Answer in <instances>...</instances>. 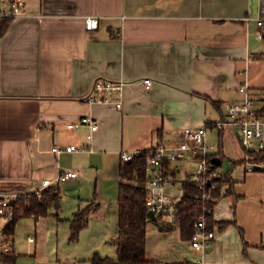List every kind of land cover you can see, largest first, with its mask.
<instances>
[{"label": "crops", "instance_id": "0c3cea01", "mask_svg": "<svg viewBox=\"0 0 264 264\" xmlns=\"http://www.w3.org/2000/svg\"><path fill=\"white\" fill-rule=\"evenodd\" d=\"M25 9L0 36V190L41 196L52 189L60 198L58 205L49 198L46 214L16 222L11 264L114 258L121 152L174 145L183 128L225 119V104L242 98L243 84L262 110L264 0H25ZM88 16L99 18L96 29H86ZM97 78L125 81L120 106L85 100ZM85 114L97 121L91 139L86 125L67 128ZM223 132L225 155L241 160L234 131L226 126ZM68 144L79 150L52 151ZM171 166L178 182L166 188L179 199L193 166ZM61 170L77 176L56 191L43 185ZM231 175L243 184L234 182L233 192L218 199L213 219L229 223L215 225L208 250L194 249L178 225L161 230L151 220L147 258L264 264V172L232 169ZM87 206L86 225L71 241L70 220Z\"/></svg>", "mask_w": 264, "mask_h": 264}, {"label": "built area", "instance_id": "2783aa9c", "mask_svg": "<svg viewBox=\"0 0 264 264\" xmlns=\"http://www.w3.org/2000/svg\"><path fill=\"white\" fill-rule=\"evenodd\" d=\"M26 13L25 0H2L0 18L6 16L15 18L24 16ZM259 23L262 22L259 21ZM98 24L99 18L97 17L88 16L85 19L87 30L96 29ZM144 83L149 86L151 79L145 78ZM124 85V80L97 78L85 96V100L89 103L105 102L120 106ZM238 91L243 95L242 98L225 104L226 117L223 120L216 121L214 129L231 127L243 153L244 150H264V113L261 109L255 108V99L249 93L246 84L241 85ZM83 125L89 127L90 132L87 137L91 139L92 132L97 129V121L89 114L82 115L76 122L67 123V128L77 129ZM208 129L211 130L208 123L195 128L185 127L180 131V136L174 145L169 146L159 142L148 148L145 160L150 176L147 182L146 204L148 210L152 211L156 218L161 217L167 222L176 224L178 213L176 203L178 199H175L166 188V185H173L178 182L171 165L186 161L188 165L193 166L188 175L189 178L199 181L202 172L206 169V156L216 152L215 145L208 138ZM77 150L79 148L76 144H68L63 147L55 145L52 148V151L56 154ZM143 150L122 151L121 159L123 162L129 161L142 155ZM248 157V155H245L246 171L249 172L253 171L257 164L250 161ZM167 164L168 169L166 168ZM213 174H216V172H213ZM76 176V170H61L54 180L44 179L43 185L52 186L56 191L60 183ZM203 184L204 182L200 186ZM32 193L40 194L39 191L18 193L0 190V223H2L0 227V264H10L3 258L9 254H15L12 239L7 238L4 234V226L15 218L19 197ZM202 196L205 197L206 194L203 193ZM213 238L214 230L208 228L205 216H200L195 223L194 233L189 239L191 246L196 250L205 251L210 246Z\"/></svg>", "mask_w": 264, "mask_h": 264}, {"label": "trees", "instance_id": "16d2710c", "mask_svg": "<svg viewBox=\"0 0 264 264\" xmlns=\"http://www.w3.org/2000/svg\"><path fill=\"white\" fill-rule=\"evenodd\" d=\"M12 17L6 16L0 18V36L7 29ZM264 100V98H263ZM220 108L218 102H213ZM264 113V106L262 108ZM226 116V114H225ZM224 115L222 116V120ZM215 121L208 124L211 130L214 129ZM223 128L217 129L218 141L216 152L206 156V169L202 172L199 181H194L185 177L181 180L182 195L177 200L178 213L176 215V224L167 222L161 217L155 218L159 229L169 230L175 225L179 226L180 235L183 239H191L195 223L200 216H205L209 229H214L215 225L224 227L229 221H218L213 219V209L218 199L226 194L233 192L232 167L223 169V161H231L232 166L244 164L241 160L228 158L224 152ZM148 149H144L142 155L129 161L123 162L119 169L120 183L118 188V233L112 240L116 245V257L101 256L95 254L91 258V264H159L158 261L149 259L146 256L145 241L147 223L151 221L147 215L148 206L147 182L150 171L145 160V154ZM252 162L257 165L262 164L258 170L264 172V150H244ZM218 156L222 163L216 166L212 163V157ZM168 169V164L166 166ZM216 172V174H213ZM204 182L202 186L201 183ZM224 185H227L226 188ZM206 196L203 197L202 194ZM52 198L55 204H59V192H53L52 189L44 191L41 196L37 194H27L20 196L17 200V211L15 218L4 226V234L7 238L12 239L14 226L16 222L25 216L38 217L46 214V202ZM89 206L76 211L70 220V237L71 241L77 240L79 232L86 225ZM16 254L6 255L3 259L12 263Z\"/></svg>", "mask_w": 264, "mask_h": 264}, {"label": "rangeland", "instance_id": "374dc122", "mask_svg": "<svg viewBox=\"0 0 264 264\" xmlns=\"http://www.w3.org/2000/svg\"><path fill=\"white\" fill-rule=\"evenodd\" d=\"M212 135V139H210V136ZM214 135L216 136L217 135V130H215V129H213V130H210V129H208V138H209V140L214 144V145H216V143H215V141L213 140V137H214ZM245 155H248L247 153H243V159L246 161V158H245ZM249 156V155H248ZM250 157V156H249ZM248 157V158H249ZM249 160L251 161V159L249 158ZM232 167V169H233V172H234V174H237L238 172H242L243 171V169L244 168H246V162H244V164H237V165H235V166H232V163H231V161H228V160H224L223 161V166H222V168L223 169H225V168H231ZM255 170V172H257V171H259L260 172V170H256V169H254ZM237 183H240V184H243L242 183V181H239V182H235V184H237ZM227 185H224V187H226ZM180 185L179 184H177L176 185V187H175V189H173V194L175 195V197L176 198H178V197H180Z\"/></svg>", "mask_w": 264, "mask_h": 264}, {"label": "water", "instance_id": "95a60500", "mask_svg": "<svg viewBox=\"0 0 264 264\" xmlns=\"http://www.w3.org/2000/svg\"><path fill=\"white\" fill-rule=\"evenodd\" d=\"M212 163L214 164V165H216V166H220L221 165V163H222V161H221V159L218 157V156H213L212 157ZM255 169L257 170V169H259V166L258 165H256L255 166ZM147 215H148V217L150 218V219H152V220H155V214L152 212V211H148V213H147ZM209 249V247L206 249V250H208Z\"/></svg>", "mask_w": 264, "mask_h": 264}]
</instances>
